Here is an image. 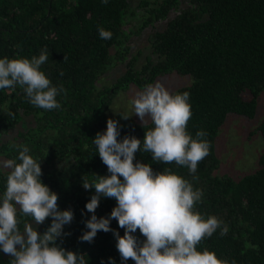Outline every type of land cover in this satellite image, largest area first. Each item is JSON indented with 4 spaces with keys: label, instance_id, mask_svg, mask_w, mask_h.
I'll use <instances>...</instances> for the list:
<instances>
[{
    "label": "trees",
    "instance_id": "16d2710c",
    "mask_svg": "<svg viewBox=\"0 0 264 264\" xmlns=\"http://www.w3.org/2000/svg\"><path fill=\"white\" fill-rule=\"evenodd\" d=\"M131 1L0 0V138L33 117L0 143V264H264V152L214 175L219 128L264 90V0H155L135 30ZM146 29L137 67L125 43ZM172 73L191 78L169 95L176 130L112 125L119 92Z\"/></svg>",
    "mask_w": 264,
    "mask_h": 264
},
{
    "label": "rangeland",
    "instance_id": "374dc122",
    "mask_svg": "<svg viewBox=\"0 0 264 264\" xmlns=\"http://www.w3.org/2000/svg\"><path fill=\"white\" fill-rule=\"evenodd\" d=\"M146 1L149 2L148 5H141L140 0H132L130 2L134 17L127 19L126 23L132 30H135L138 26L140 16L146 14V10L155 4V0ZM163 24H158V27H162ZM146 36L147 29L138 36L128 34V40L125 43L130 47V54L140 52V56L136 62L137 67H140L145 62L146 56L150 54ZM152 59L155 60V56H152ZM123 70V66L109 67L106 74L99 78L96 85L100 87L102 84L112 83L115 76ZM190 82L191 78L189 76H179L172 73L158 78L151 87L145 90L144 95L134 84H131L127 91H121L117 94L107 110V114L111 117L112 125L115 127L120 126L128 117H133L136 121L142 123L156 117H167L169 118V123L161 131V134L173 132L183 120V108L182 106H175L170 103V92ZM263 105L264 90L258 97L256 114L252 120L249 121L243 116L229 115L225 123L219 128L215 142V153L220 161V165L214 171L215 176L227 174L236 178L239 174L251 173L258 168V160L264 152V142L258 130L263 119ZM23 123L25 124L20 123L17 125L9 135L1 137L0 143L5 142L8 138L17 136V132L24 131L25 126L32 125L33 117L24 116ZM9 165V162L0 155V168L5 169ZM71 165L69 160L64 163L55 162L50 167L58 168L63 173H67ZM3 221V203L0 200V223ZM27 230L29 231V228ZM35 232L31 227L28 233L33 234ZM24 236L26 237L25 232ZM10 246H12L11 242L8 243L6 248Z\"/></svg>",
    "mask_w": 264,
    "mask_h": 264
}]
</instances>
